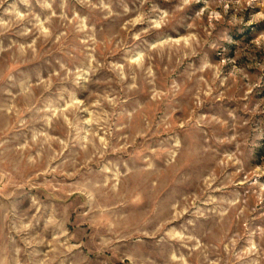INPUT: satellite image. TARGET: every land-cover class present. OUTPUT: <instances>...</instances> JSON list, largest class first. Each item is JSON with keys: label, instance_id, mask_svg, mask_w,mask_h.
I'll return each mask as SVG.
<instances>
[{"label": "rangeland", "instance_id": "1", "mask_svg": "<svg viewBox=\"0 0 264 264\" xmlns=\"http://www.w3.org/2000/svg\"><path fill=\"white\" fill-rule=\"evenodd\" d=\"M0 264H264V0H0Z\"/></svg>", "mask_w": 264, "mask_h": 264}]
</instances>
